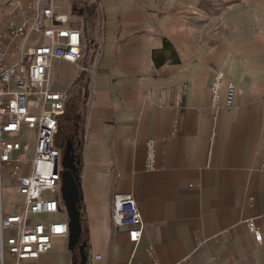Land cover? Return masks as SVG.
Returning a JSON list of instances; mask_svg holds the SVG:
<instances>
[{
    "label": "crops",
    "instance_id": "crops-1",
    "mask_svg": "<svg viewBox=\"0 0 264 264\" xmlns=\"http://www.w3.org/2000/svg\"><path fill=\"white\" fill-rule=\"evenodd\" d=\"M3 1L1 21L27 2ZM73 1L50 0L55 12L77 22ZM101 4V56L82 62L91 72L65 61L50 71L56 89L84 90L79 187L88 264H153L149 248L159 264H264V0ZM228 81L236 84L230 108L223 105ZM149 138L152 168L145 162ZM115 193L136 199L144 222L136 242L112 225ZM19 197L7 190L6 208ZM58 253L50 250L43 261L64 264ZM95 254L100 258L92 260Z\"/></svg>",
    "mask_w": 264,
    "mask_h": 264
},
{
    "label": "built area",
    "instance_id": "built-area-1",
    "mask_svg": "<svg viewBox=\"0 0 264 264\" xmlns=\"http://www.w3.org/2000/svg\"><path fill=\"white\" fill-rule=\"evenodd\" d=\"M74 1L79 6H93L91 24L85 14L74 15L76 22L55 12L50 0H27L22 9L0 20V264L37 261L51 250L56 236L67 244L69 216L61 192L63 148L57 135L70 90L56 89L50 71L53 62L65 61L90 73L82 62L99 61L105 29L101 0ZM31 33L36 35L30 37ZM221 80L222 73L217 72L211 85V106L215 111L220 107ZM235 91L236 84L228 81L225 107L233 106ZM178 116L176 111L172 133L177 129ZM145 157L146 167L152 168V138L146 141ZM11 188L20 197L7 201L10 207L6 208L5 192ZM80 212L82 216V204ZM110 219L131 242L141 237L143 216L132 194L111 196ZM246 222L254 239L261 241L262 234L252 220ZM147 251L153 264H159L153 250ZM91 258L98 259L100 254ZM73 261L70 257L67 264Z\"/></svg>",
    "mask_w": 264,
    "mask_h": 264
},
{
    "label": "water",
    "instance_id": "water-1",
    "mask_svg": "<svg viewBox=\"0 0 264 264\" xmlns=\"http://www.w3.org/2000/svg\"><path fill=\"white\" fill-rule=\"evenodd\" d=\"M79 144V142H78ZM63 148L61 174V192L64 204L69 216L67 248L78 255L73 264H86L87 261V239L83 236V225L81 222V192L79 187V164L80 159L74 154L72 139L60 143Z\"/></svg>",
    "mask_w": 264,
    "mask_h": 264
},
{
    "label": "rangeland",
    "instance_id": "rangeland-1",
    "mask_svg": "<svg viewBox=\"0 0 264 264\" xmlns=\"http://www.w3.org/2000/svg\"><path fill=\"white\" fill-rule=\"evenodd\" d=\"M84 103V90L80 89H73L72 91H70V98L68 100V105L65 111V118L61 119V124H62V130L60 131V137L61 138V143H64L65 139H72V137H70L72 134H76L77 136H79L80 130H81V126L82 124H73V118L72 115L68 112V107L72 106L73 104L76 106L78 110V112H80L82 114V105ZM84 116V114L82 115V117ZM60 124V126H61ZM76 133H75V132ZM73 141V139H72ZM52 251H59L57 259L59 261H63L64 264H67V260L70 257H73V252L68 250L67 248V244L65 242V239L62 237H53L52 239ZM41 260L39 264H48L47 261H43L44 259L42 258V255L40 256Z\"/></svg>",
    "mask_w": 264,
    "mask_h": 264
},
{
    "label": "trees",
    "instance_id": "trees-1",
    "mask_svg": "<svg viewBox=\"0 0 264 264\" xmlns=\"http://www.w3.org/2000/svg\"><path fill=\"white\" fill-rule=\"evenodd\" d=\"M72 13L77 14V15L85 14L88 22L91 24L93 14H94V8H93V6L86 5V4H84L83 6H79L75 1H73L72 2ZM81 78H82V75L79 74L77 77L78 81H81ZM67 105H68V103H67ZM73 106H76V105L73 104L72 106L68 107V112L72 115V118L74 121L73 124H79L81 122L82 114L80 112H78L79 109H77L76 107H73ZM63 118H65V113H64L62 119ZM62 124L59 127V132L57 135V139L59 141H61V138H63V137H60V131L62 130ZM70 137H72V139H73L74 154L80 159V152H79L80 146L78 145L80 137L77 136L76 134H72ZM77 258H78L77 254L73 253V260H77Z\"/></svg>",
    "mask_w": 264,
    "mask_h": 264
},
{
    "label": "flooded vegetation",
    "instance_id": "flooded-vegetation-1",
    "mask_svg": "<svg viewBox=\"0 0 264 264\" xmlns=\"http://www.w3.org/2000/svg\"><path fill=\"white\" fill-rule=\"evenodd\" d=\"M78 145H80V142H79V144H78ZM82 237H85V236H84V234H83V236H82ZM73 253H75V254H76V252H73ZM77 256H78V255H77Z\"/></svg>",
    "mask_w": 264,
    "mask_h": 264
}]
</instances>
